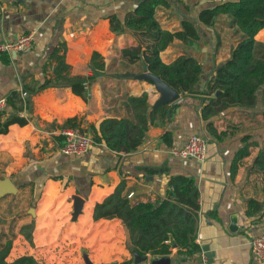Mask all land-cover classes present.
Returning a JSON list of instances; mask_svg holds the SVG:
<instances>
[{
    "label": "crops",
    "instance_id": "0c3cea01",
    "mask_svg": "<svg viewBox=\"0 0 264 264\" xmlns=\"http://www.w3.org/2000/svg\"><path fill=\"white\" fill-rule=\"evenodd\" d=\"M138 1L0 0V41H12L24 32H33L28 50L10 54L7 63L0 58V99L4 100L10 90L19 91L23 84L40 82L44 76L42 65L58 42L65 44L64 58L70 75L89 72L87 64L93 51L104 63V72L90 84L86 100L68 88H45L28 95L29 104L23 113L28 116L27 123L10 124L0 134V179L6 177L13 183L15 193L10 195L28 200V205L32 203L34 207L32 215L27 205L29 215L23 214L26 218L19 222L32 220L31 244L16 233L7 260L19 254L21 243L26 246V255L40 264L41 257L45 264H79L78 251L93 264L129 259L122 223L117 218L93 220L94 204L110 194L121 179L123 192L131 193L127 197L131 202L159 200L165 196L169 176L181 174L191 176L198 189L194 241L199 251L194 254L193 263L264 264V259L250 254L247 245L249 235L264 230V169L253 161L264 138V122L259 114L264 110L261 92L252 107L228 106L211 118L216 133L226 131L220 139L208 132L200 118L203 95L183 93L168 105L166 120L147 126L141 143L132 151L114 152L96 143L81 156H67L59 151L54 137L60 135L66 119L76 117L79 126L85 128L106 116L131 118L127 96L145 92L150 106L157 98L152 84L113 75L138 73L140 60L128 63L120 58V50L134 45L135 38L129 33H112L107 16L115 15L121 20ZM165 1L166 7L155 9L159 26L174 31L181 21L187 20L197 29L199 38L187 42L175 39L159 57L164 63L178 56L195 59L200 64L195 92L202 91L205 80L215 66L226 60L240 33L225 15L217 16L211 27L198 22V12L214 5L211 0ZM254 39L264 44V27ZM165 132L169 146L162 137ZM190 133L206 139L201 164L168 152L171 146H180ZM244 134H250L257 145L249 147V153L230 177L229 163ZM73 195L82 199L74 219ZM248 199L260 206L250 216L244 214ZM210 212L216 216H210ZM231 214L237 215L234 231L227 228ZM203 244L211 254L209 261L201 250ZM168 256L172 262L179 258L175 248Z\"/></svg>",
    "mask_w": 264,
    "mask_h": 264
},
{
    "label": "trees",
    "instance_id": "16d2710c",
    "mask_svg": "<svg viewBox=\"0 0 264 264\" xmlns=\"http://www.w3.org/2000/svg\"><path fill=\"white\" fill-rule=\"evenodd\" d=\"M158 6L166 7L167 2L139 0L121 20L115 15L107 16L112 33H129L135 38L134 45L120 50V58L128 63L142 59L150 73L179 94L203 95L200 118L208 132L220 139L226 131L216 133L212 128L211 118L228 106L252 107L259 92L264 94V44L254 39L258 30L264 27V0H231L198 12L197 20L201 24L211 27L217 16L225 15L230 19V25L240 33V39L231 49L229 57L214 68V73L207 77L199 92H195V85L200 74V64L195 59L178 56L171 62L164 63L159 57V53L175 39L181 42L196 41L199 38L198 31L187 20L181 21L177 30L162 29L155 16ZM65 48L63 42H58L48 53L42 65L44 76L40 82L21 86V91L27 95L26 106L29 104L28 95L49 87L68 88L83 100L87 99L90 84L98 76L96 72H104L102 57L95 51L91 52L87 64L89 72L86 75H70L69 65L64 58ZM0 58L4 63L9 60L6 54ZM21 102L19 91L10 90L5 94V108L0 109V134L5 133L10 124L22 126L27 123L28 116L19 114L22 110ZM126 104L132 112L131 118L106 116L96 124L82 128L77 118L71 117L63 122L61 128L85 131L90 135L92 143L103 144L114 152L127 153L141 143L149 124H156V121L161 123L167 119V109L170 106L151 108L145 92L127 96ZM259 114L264 122V110ZM162 137L169 146L168 132L163 133ZM54 138L60 147L64 142L63 136L57 135ZM250 138V134L240 136V145L233 152L229 163L230 177L234 175L240 160L249 153V147L257 145ZM253 161L264 169V138ZM123 188L124 180L121 179L110 194L94 204L92 219H119L125 229V247L129 252L135 250L138 255H149L151 258L168 256L171 252L168 242L171 239L175 244L177 257L194 262V254L199 251V246L194 241L199 205L198 189L193 178L181 174L169 176L165 196L153 202L133 203L127 198ZM30 207H33L32 203ZM259 209L258 203L248 199L244 214L250 216ZM10 211L6 210L8 213ZM210 216L215 217V212H210ZM18 226L16 232L11 231L12 226L0 229V264H40L31 255L25 254L11 261L6 260L16 233L23 235L31 244L32 220L19 223ZM116 264H132V257Z\"/></svg>",
    "mask_w": 264,
    "mask_h": 264
},
{
    "label": "built area",
    "instance_id": "2783aa9c",
    "mask_svg": "<svg viewBox=\"0 0 264 264\" xmlns=\"http://www.w3.org/2000/svg\"><path fill=\"white\" fill-rule=\"evenodd\" d=\"M214 4L223 3L231 0H211ZM33 41V32L28 31L20 34L12 41H0V55H10L12 52H24L31 47ZM20 100L22 101V110L20 115L26 110L25 99L26 93L19 90ZM4 107V100L0 99V109ZM60 135L63 136L64 142L59 147V151L67 156H81L86 153L92 144L90 135L79 129L63 128L60 130ZM206 139L203 135L198 133H191L182 142L180 146H171L169 154L179 159H189L198 164H201L206 154ZM264 175V171H263ZM131 193H127L130 197ZM247 245L250 254L257 259H264V230L255 234H251L247 239Z\"/></svg>",
    "mask_w": 264,
    "mask_h": 264
},
{
    "label": "water",
    "instance_id": "95a60500",
    "mask_svg": "<svg viewBox=\"0 0 264 264\" xmlns=\"http://www.w3.org/2000/svg\"><path fill=\"white\" fill-rule=\"evenodd\" d=\"M16 53L12 52L11 55L14 56ZM98 74H101L102 72L98 71L96 72ZM115 77L118 78H132L139 81H149L155 92L157 93V98L154 100V102L151 105V108H155L159 105H169L174 103L179 98V93L174 90L172 87L167 85L164 81H162L159 77L153 75L150 73L147 68L145 62L140 59V71L138 73H131V72H122V73H114ZM169 114V113H168ZM15 193V187L13 183L6 177L0 179V197L5 194H11ZM72 211H71V217L74 219L76 215L80 212L82 199L76 195H73L72 198ZM28 212L32 213L33 208H28ZM228 230L234 231L237 228V215L231 214L229 216V224H228ZM169 245L171 249L175 248V244L171 239H169ZM201 250L203 251V255L208 258V261L210 260L211 254L207 249V245H202ZM130 255L132 257V263L138 264L141 262H148V264H194L191 261H187L183 258H178L176 261L172 262L169 256L164 257H158V258H149L148 255H138L135 250L130 251ZM82 258L84 261V264H93L87 257L85 253L82 254Z\"/></svg>",
    "mask_w": 264,
    "mask_h": 264
},
{
    "label": "rangeland",
    "instance_id": "374dc122",
    "mask_svg": "<svg viewBox=\"0 0 264 264\" xmlns=\"http://www.w3.org/2000/svg\"><path fill=\"white\" fill-rule=\"evenodd\" d=\"M218 25H222L220 22H218ZM238 42V41H237ZM236 42V43H237ZM235 43V44H236ZM235 46V45H234ZM229 57V55H228ZM227 57V58H228ZM226 58V59H227ZM225 61V60H224ZM223 61V62H224ZM222 62V63H223ZM220 65V64H219ZM218 66V65H217ZM216 67V66H215ZM214 67V68H215ZM214 73V69L212 74ZM191 134V133H190ZM189 135V134H188ZM187 135V136H188ZM32 202V201H31ZM31 204V203H30ZM30 204L28 205V201L23 199V198H18L17 196H12L10 194L7 195H3L0 197V229L4 228V229H9V227H11V231L12 232H16V230L18 229V225L19 222L26 218L25 215H29L26 213L27 208H34V207H30ZM8 209H10V213L6 212V210L8 211ZM25 214V215H23ZM33 215V212L31 213ZM10 225V226H9ZM23 236V235H22ZM250 236V235H249ZM13 243V241H12ZM21 243V242H20ZM12 247V244H11ZM10 247V249H11ZM25 245H22V243L19 245L20 251L19 254H16V257L21 256V255H26L27 251L25 250ZM17 252V251H16ZM82 252V251H81ZM80 251L77 252V256L79 258L80 263L79 264H84V261L82 260V257L80 258L79 255L81 254ZM9 253V252H8ZM8 255V254H7ZM82 255V254H81ZM130 255V254H129ZM149 256V255H148ZM15 257V258H16ZM41 257V256H40ZM11 258V257H10ZM8 258V259H10ZM15 258H11V260L15 259ZM149 258H151L149 256ZM47 259V258H46ZM89 259V258H88ZM6 260H7V256H6ZM11 260H7V261H11ZM124 260V259H123ZM126 260V259H125ZM39 261H41L43 264H45L44 259L41 257L39 258ZM115 261V262H114ZM122 261H118V260H111L110 262H105V263H96V264H116ZM133 264V263H132ZM138 264H148V262H141Z\"/></svg>",
    "mask_w": 264,
    "mask_h": 264
}]
</instances>
